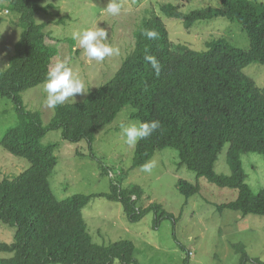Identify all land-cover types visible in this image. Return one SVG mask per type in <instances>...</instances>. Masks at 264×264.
Instances as JSON below:
<instances>
[{"label":"trees","instance_id":"trees-1","mask_svg":"<svg viewBox=\"0 0 264 264\" xmlns=\"http://www.w3.org/2000/svg\"><path fill=\"white\" fill-rule=\"evenodd\" d=\"M46 1L11 0L23 32L8 68L0 70V97L12 102L18 124L4 134L0 147L25 160L29 168L14 180L0 182V223L15 229L11 245L0 243V252L12 254L0 264H139L130 241L93 244L84 208L92 198H103L119 203L129 222L152 211L156 222L172 217L156 204L142 211L137 208L144 196L142 189H122L113 182L108 194L58 200L50 187L58 164L57 144L42 145L48 133L60 131L65 142L86 141L91 146L97 132L126 106L139 123L158 120L161 124L150 137L137 142L131 169H142L158 151L175 150L178 168L185 167L218 188L238 191V198L220 209L243 217H264V188L255 195L251 192L241 162L245 154H257L264 161V90L243 73L249 65L264 66V3L210 0L219 6L184 13L181 6L168 2L158 11L146 10L147 17L133 33L132 50L114 77L83 102L58 105L44 126L40 113L25 109L21 94L44 84L50 67L58 62V51L46 44L44 25L34 20L41 10L46 12L39 6ZM217 18L237 23L247 37V50L216 38L205 43L202 51H195L173 43L166 26V21H175L191 30ZM145 29L156 31L158 38L145 37ZM146 56H154L162 65L159 76ZM226 145L231 174L217 175L214 167ZM102 175H109L107 168H102ZM176 189L186 199L199 193L197 184L183 180Z\"/></svg>","mask_w":264,"mask_h":264},{"label":"rangeland","instance_id":"rangeland-1","mask_svg":"<svg viewBox=\"0 0 264 264\" xmlns=\"http://www.w3.org/2000/svg\"><path fill=\"white\" fill-rule=\"evenodd\" d=\"M264 3V0H257ZM109 0H47L39 6L46 9L34 16L38 25H44L46 44L58 51V62H65L73 75L83 81L85 94H76L63 104L83 102L89 93L107 84L119 70L133 47V33L140 21L147 17L146 10L158 11L168 2L181 6L187 13L207 6L218 7V1L192 0L190 3L169 0H117L121 13L111 16L102 13ZM106 30L105 43L118 50V54L103 61L90 60L72 33L95 27ZM175 44H183L195 51H202L204 44L223 38L242 50L248 49L247 37L235 22L217 18L196 24L186 30L178 22L166 21ZM22 28L19 16L11 10V0H0V70H6L14 56ZM57 61L50 67V69ZM243 73L264 90V66L249 65ZM44 84L21 94L28 112L40 113L46 126L54 109L46 106ZM133 110L124 107L116 119L99 130L91 146L86 141L77 144L61 139L60 131H53L42 140V145L57 144V167L50 178V187L58 200L74 195H99L110 192L111 183L122 189L138 186L144 196L137 208L142 211L150 204L161 206L172 218L156 222L155 213L147 212L137 222H129L122 206L103 198H92L83 210L92 242L98 246L126 240L133 243L134 258L139 264H264V217L245 216L239 212L220 209L234 202L238 191L218 188L203 178L178 168V154L165 149L154 154L150 172L131 169L135 145L125 143L121 125L139 122L131 118ZM18 124V116L11 101L0 97V140ZM226 145L214 167L217 175L229 176ZM245 182L255 195L264 188V161L257 154L241 157ZM109 175H102V168ZM29 168L25 160L17 159L0 147V182L14 180ZM197 184L199 193L186 199L176 189L178 181ZM14 227L0 223V243L11 245ZM190 254V255H189ZM12 257L0 252V260ZM114 264H120L116 261Z\"/></svg>","mask_w":264,"mask_h":264},{"label":"clouds","instance_id":"clouds-1","mask_svg":"<svg viewBox=\"0 0 264 264\" xmlns=\"http://www.w3.org/2000/svg\"><path fill=\"white\" fill-rule=\"evenodd\" d=\"M122 5L117 0H109L106 7L101 9L102 13L111 16H117L121 13ZM145 37L151 40L158 38V33L154 30L145 29L142 33ZM72 38L76 40L84 50V54L95 61H103L105 57H110L118 54V50L105 43L108 38L106 30L99 27L95 29H85L72 33ZM145 59L149 62L156 76H159L162 65L154 56H146ZM44 90L47 93L46 106L56 108L63 104L69 98H74L76 94H85V85L82 80L73 75L72 69L65 62H57L46 74L44 81ZM161 128L158 120L139 123L132 122L127 126L121 125L125 143L135 145L139 140L150 137L155 131ZM154 162H146L142 165V170L150 172Z\"/></svg>","mask_w":264,"mask_h":264}]
</instances>
